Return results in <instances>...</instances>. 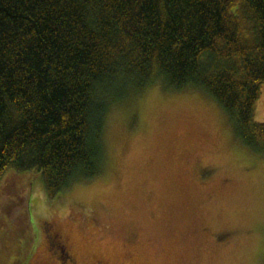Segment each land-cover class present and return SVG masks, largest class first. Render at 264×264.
Instances as JSON below:
<instances>
[{
    "label": "trees",
    "instance_id": "16d2710c",
    "mask_svg": "<svg viewBox=\"0 0 264 264\" xmlns=\"http://www.w3.org/2000/svg\"><path fill=\"white\" fill-rule=\"evenodd\" d=\"M155 82L264 155V0H0V175L34 169L50 198L99 175L110 107Z\"/></svg>",
    "mask_w": 264,
    "mask_h": 264
},
{
    "label": "rangeland",
    "instance_id": "374dc122",
    "mask_svg": "<svg viewBox=\"0 0 264 264\" xmlns=\"http://www.w3.org/2000/svg\"><path fill=\"white\" fill-rule=\"evenodd\" d=\"M104 141L101 173L51 198L34 169L0 175V264H45L48 221L78 264H264V155L208 94L155 82L112 104Z\"/></svg>",
    "mask_w": 264,
    "mask_h": 264
},
{
    "label": "flooded vegetation",
    "instance_id": "af4514ba",
    "mask_svg": "<svg viewBox=\"0 0 264 264\" xmlns=\"http://www.w3.org/2000/svg\"><path fill=\"white\" fill-rule=\"evenodd\" d=\"M43 231L44 244L48 245L49 247L46 248L45 252L49 253L50 256L49 260L45 264H65L66 262L68 264H78L77 258L73 254L71 245L68 243V241L62 239L60 233L53 230V226L49 221L43 226ZM48 239H50L49 243ZM30 256L31 254L29 253L28 259H30ZM27 261L25 264H30V261ZM31 264H34V262ZM98 264L105 263L98 260Z\"/></svg>",
    "mask_w": 264,
    "mask_h": 264
}]
</instances>
